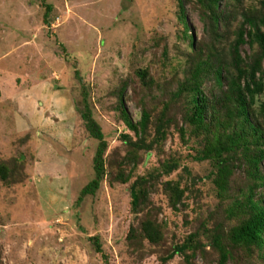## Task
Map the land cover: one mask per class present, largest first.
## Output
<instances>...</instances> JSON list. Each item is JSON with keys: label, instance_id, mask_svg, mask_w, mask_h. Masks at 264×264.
<instances>
[{"label": "rangeland", "instance_id": "1", "mask_svg": "<svg viewBox=\"0 0 264 264\" xmlns=\"http://www.w3.org/2000/svg\"><path fill=\"white\" fill-rule=\"evenodd\" d=\"M182 1L189 34L211 44L204 6ZM46 4L52 5L49 23ZM219 4L226 10L219 24L221 45L235 43L243 29L245 43L238 51L247 65L257 58L262 67L257 78L264 83V58L250 37L254 28L241 15L246 9L264 17V0ZM191 53L181 0H0V162L14 169L0 179V264H106L93 236L100 237L111 264H219L207 233L230 223L225 207L248 181L243 168H235L231 197L222 201L214 162L196 158L203 143L189 136L184 100L168 101ZM141 70L154 77L155 86L167 85L169 104L153 111L137 136L120 109L134 122L141 119ZM84 86L108 142V174L96 194L78 202L94 178L98 146L81 115ZM216 90L207 79L205 93ZM254 107L264 122V86ZM133 149L138 160L126 166L133 176L123 183L115 176ZM169 180L186 190L179 209L166 195ZM144 188L149 200L137 214L133 193ZM147 217L164 225L162 242L152 244L139 232L129 238ZM190 235L206 244L194 258L177 246ZM233 255L226 264H264V250L258 248H235Z\"/></svg>", "mask_w": 264, "mask_h": 264}, {"label": "trees", "instance_id": "2", "mask_svg": "<svg viewBox=\"0 0 264 264\" xmlns=\"http://www.w3.org/2000/svg\"><path fill=\"white\" fill-rule=\"evenodd\" d=\"M204 8L205 15L210 21L211 44L197 41L189 34L190 26L185 22L184 1L181 0V17L185 25V35L192 45L187 66L183 69V77L172 80L177 82L175 90L167 96V85L155 83L154 77L147 70L139 71L144 93L141 97L142 116L134 122L125 108H121V115L136 135L145 129L153 111L161 104L168 105V101L179 102L184 100L183 121L189 127V136L202 140V147L198 151V160L214 162L216 170L212 171L214 183L220 199L231 197V176L235 168H243L246 172L247 183L237 190V198L225 207V221L216 228L215 233H207L209 243L218 250L219 264H226L233 258V250L243 247L264 250V122L259 120V113L255 109L256 97L262 93L264 83L257 78L261 71L257 58L253 64L247 61L238 51V46L245 43L244 30L238 29L235 43L227 47L221 45L222 34L219 30L221 20L226 16V10H220L221 0H198ZM241 1V0H237ZM49 15L52 5L46 4ZM244 23L254 28L250 37L258 42L260 56L264 58V32L261 29L264 17L258 11L242 10ZM47 23L48 16L46 17ZM253 43V41H252ZM79 75V72L77 73ZM207 79L213 80L216 91L207 95L204 84ZM259 80V81H257ZM167 93V94H166ZM90 93L86 86L82 90L81 115L91 136L98 140V146L93 158L94 178L81 190L78 202L88 195H94L101 188L107 176L106 152L108 142L101 124L94 116L89 101ZM264 109V108H263ZM264 116V110H263ZM182 137L185 138L186 129L181 127ZM138 160V151H129L120 163L115 179L123 183L131 180L133 172L126 170L128 164L135 165ZM13 168L6 162H0V179L7 180ZM170 205L179 209L185 206V188L180 183L169 180L164 185ZM241 196V198H238ZM147 188L134 191L132 205L135 213L140 214L148 203ZM152 244L162 242L164 225L150 217L141 222V228H132L129 238H136L138 234ZM91 240L95 249L100 253L106 264H111L108 255L104 252L100 237L93 236ZM195 235H190L188 241L178 248L191 251L194 258L198 251L203 252L206 244L197 242Z\"/></svg>", "mask_w": 264, "mask_h": 264}]
</instances>
